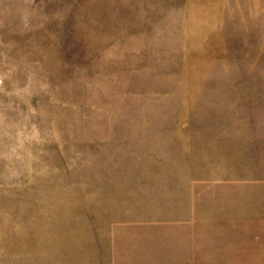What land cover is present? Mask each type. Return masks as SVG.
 Segmentation results:
<instances>
[{"label":"rangeland","instance_id":"374dc122","mask_svg":"<svg viewBox=\"0 0 264 264\" xmlns=\"http://www.w3.org/2000/svg\"><path fill=\"white\" fill-rule=\"evenodd\" d=\"M0 264H264V0H0Z\"/></svg>","mask_w":264,"mask_h":264}]
</instances>
